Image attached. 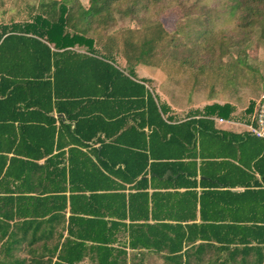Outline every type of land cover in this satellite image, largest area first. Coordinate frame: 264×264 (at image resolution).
Listing matches in <instances>:
<instances>
[{
  "label": "trees",
  "instance_id": "obj_1",
  "mask_svg": "<svg viewBox=\"0 0 264 264\" xmlns=\"http://www.w3.org/2000/svg\"><path fill=\"white\" fill-rule=\"evenodd\" d=\"M81 1L38 0L25 6L29 20L0 24V264H144L150 253L171 264H264V140L216 129L207 117H229L226 103L169 122L134 72L156 66L161 22L140 39L126 28L122 54L113 36L89 34L106 33L116 15L132 20L148 0ZM227 1L199 17L264 15V0ZM197 173L198 185L242 190L197 193ZM21 243L28 256L17 259Z\"/></svg>",
  "mask_w": 264,
  "mask_h": 264
},
{
  "label": "rangeland",
  "instance_id": "obj_2",
  "mask_svg": "<svg viewBox=\"0 0 264 264\" xmlns=\"http://www.w3.org/2000/svg\"><path fill=\"white\" fill-rule=\"evenodd\" d=\"M37 1L0 0V24L10 19L29 20L28 8L26 10L25 6H35ZM85 1L81 2L85 4ZM146 2L136 5L138 9L134 11L132 20L116 15L106 33L93 30L89 34L94 37H103L106 34L113 36L116 46H121L122 54L121 43L126 37V28L135 30L134 38L140 39L141 35L144 33L146 35L150 31L152 25L161 22V27L166 33L154 50L153 61L156 66L137 64L134 67L136 77L146 79L153 92L155 93V88L160 97L178 100L180 96H185L180 101L187 99L186 101L195 104L203 103L206 97H210L208 91L213 89L212 92L231 98L235 103L234 107H238L239 114L243 116L248 114V106L253 107L256 97L264 89V15L262 18L250 17L243 22L235 18L227 22L221 20V17H214L208 21L205 16L199 17L198 14L221 11L229 2L227 0ZM195 2L196 7L192 5ZM259 8L264 11V5H260ZM32 14L35 12L32 11ZM200 42H203L202 46ZM118 61L125 66L122 57H119ZM179 64L185 66V71L180 74L172 72ZM196 67L197 71L192 70ZM184 84L200 85L196 92L190 93V90L183 88ZM27 256L24 243L13 251V257L17 259ZM207 256L208 254L204 258ZM79 264L90 262L85 259ZM144 264L171 263H165L159 255H149L144 258Z\"/></svg>",
  "mask_w": 264,
  "mask_h": 264
},
{
  "label": "crops",
  "instance_id": "obj_3",
  "mask_svg": "<svg viewBox=\"0 0 264 264\" xmlns=\"http://www.w3.org/2000/svg\"><path fill=\"white\" fill-rule=\"evenodd\" d=\"M7 84H0V89H3ZM147 87H150V84H145ZM218 86H215V88ZM221 88V87H220ZM199 88H197L196 90H198ZM209 89V88H208ZM152 90V89H151ZM195 90V92H196ZM213 90V89H212ZM212 90H209L208 93H210V97H206V100L203 103L200 104H195V103H191L186 101L187 99L180 101V99H184L185 96H180V98L178 100H174L173 98H164V97H160L158 96L159 94L156 93V90L154 88L155 94L158 97L159 103L164 105L166 108V112L164 114V117L168 118V121L171 123H178L181 121H184L186 119H189L191 117L197 118V117H202V115L200 114H192L191 111L193 110H203V107L205 105H210L212 103H217V104H229L230 106H233V111L230 113L229 117H219L217 115H211L208 116L207 118L211 119L214 122V127L220 131H224V132H230V133H239V134H248L247 132H245L244 130V126L242 125V121L244 120L243 115L239 114V109L238 107L235 108L234 105L235 103L231 100V98L226 97V96H220L217 92H212ZM215 90V89H214ZM153 91V90H152ZM217 91V89H216ZM260 92V91H259ZM191 93V92H190ZM183 95V94H182ZM226 97V98H225ZM218 118H222L224 121L219 122L217 119ZM250 135V134H248ZM10 154H8L7 156H9ZM38 163H41L42 160L37 161ZM196 162L197 164L200 162V159L197 157L196 158ZM168 171V173L165 175V173ZM209 172V171H207ZM170 174L169 170H166L162 176L163 179L167 178V176ZM165 175V176H164ZM201 176L198 175L195 177L197 186L195 187V191L197 193H199L200 191H211V190H230V191H240L242 190L241 187H235V188H230V189H226L225 187L219 186L216 187V185L211 184L209 181L208 185L202 186L201 184L198 185V181L200 179ZM257 179L260 180V177H258ZM215 182V181H212ZM215 186V187H214ZM159 191L163 192V191H168V192H173L174 190L171 188L168 189H163V188H159ZM184 188H179L177 189V191L182 192L184 191ZM149 191H151L149 189ZM198 206V205H197ZM210 214H211V209L207 208V210ZM190 222V221H189ZM195 223H200L201 220L199 219V212H198V207H196V211H195V219H194ZM124 238V237H123ZM185 247L183 246V249ZM126 252H127V257L134 252V250L129 251V249L126 247L125 248ZM149 255H156L153 253L148 254ZM146 256V257H147ZM160 256V255H159ZM194 262L193 259H191V263ZM195 263V262H194Z\"/></svg>",
  "mask_w": 264,
  "mask_h": 264
},
{
  "label": "built area",
  "instance_id": "obj_4",
  "mask_svg": "<svg viewBox=\"0 0 264 264\" xmlns=\"http://www.w3.org/2000/svg\"><path fill=\"white\" fill-rule=\"evenodd\" d=\"M224 121L222 118L217 119ZM245 132L264 140V89L256 97L252 111L242 121Z\"/></svg>",
  "mask_w": 264,
  "mask_h": 264
},
{
  "label": "water",
  "instance_id": "obj_5",
  "mask_svg": "<svg viewBox=\"0 0 264 264\" xmlns=\"http://www.w3.org/2000/svg\"><path fill=\"white\" fill-rule=\"evenodd\" d=\"M167 173H168V171L165 173V175H166ZM165 175H164V176H165Z\"/></svg>",
  "mask_w": 264,
  "mask_h": 264
}]
</instances>
